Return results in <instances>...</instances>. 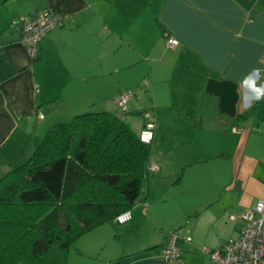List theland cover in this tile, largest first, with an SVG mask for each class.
I'll return each mask as SVG.
<instances>
[{
	"label": "crops",
	"instance_id": "obj_1",
	"mask_svg": "<svg viewBox=\"0 0 264 264\" xmlns=\"http://www.w3.org/2000/svg\"><path fill=\"white\" fill-rule=\"evenodd\" d=\"M41 10L62 23L33 60L11 22ZM170 38L178 44L168 47ZM254 66L264 68V0H0V166L25 161L54 124L130 91L136 72V103L155 102L158 83L177 111L168 147L174 169L163 165L154 124L153 172L169 184H195L183 212L213 232L218 248L264 198V101L243 109L234 82ZM160 243L147 248L153 264ZM180 251L186 264L189 249Z\"/></svg>",
	"mask_w": 264,
	"mask_h": 264
},
{
	"label": "trees",
	"instance_id": "obj_2",
	"mask_svg": "<svg viewBox=\"0 0 264 264\" xmlns=\"http://www.w3.org/2000/svg\"><path fill=\"white\" fill-rule=\"evenodd\" d=\"M151 144L107 110L51 126L25 161L0 176V264H67L80 235L138 203Z\"/></svg>",
	"mask_w": 264,
	"mask_h": 264
},
{
	"label": "rangeland",
	"instance_id": "obj_3",
	"mask_svg": "<svg viewBox=\"0 0 264 264\" xmlns=\"http://www.w3.org/2000/svg\"><path fill=\"white\" fill-rule=\"evenodd\" d=\"M129 77L131 80L133 79L128 85L130 91L126 90L113 99L101 102L99 105L96 104L92 110H107L114 113L136 133L146 122L144 115L147 114L149 116L147 121H153L163 134L161 149L167 152L162 155L163 165L173 171L174 168H171L174 165L168 157L170 151L168 147L171 144L170 132L173 131V127L178 126L177 120L174 118L177 117V111L176 109L173 111L168 102V93L158 83L154 84L153 92H151V95L156 96L155 102L139 104V101L136 103L135 98L138 96L136 87L139 84L137 86L135 84L142 77L136 75V72ZM128 92H130V100L126 110L122 111L117 106L116 99ZM147 99L146 96L144 100ZM139 111H141L140 114ZM37 141V144L41 142L40 137L36 139ZM179 147L174 146V148ZM152 152L154 157V149ZM7 167L8 165L0 166V176L9 170ZM148 178L143 182L140 199L143 200L149 185V198L144 202L147 203V208L144 203H138L133 207V221L124 224H116L113 221L105 222L80 235L69 251L67 264H108L111 260H118L119 264H153V254L147 248L160 243L163 234L172 230L181 232L182 239L186 237L192 239L191 242L182 239L179 242V247H182L183 250L189 249L186 253V264H213L202 251V247L209 249L215 247L213 232L207 226L204 227L202 221L199 225H195V219L183 212L186 205L195 198V194H193L195 193L193 190L195 184L193 187L192 181L187 177L179 185L169 184L166 175L159 176L153 171H149ZM175 178L177 179V177ZM232 232L233 234L228 237L237 238L238 232L233 230Z\"/></svg>",
	"mask_w": 264,
	"mask_h": 264
},
{
	"label": "built area",
	"instance_id": "obj_4",
	"mask_svg": "<svg viewBox=\"0 0 264 264\" xmlns=\"http://www.w3.org/2000/svg\"><path fill=\"white\" fill-rule=\"evenodd\" d=\"M59 16L48 10H41L32 15H20L11 22V27L19 34L20 42L25 46L32 59L38 57L39 45L42 38L55 26L61 25ZM178 41L174 38L167 40L168 47H174ZM130 100V92L116 99L117 106L123 111ZM42 119L43 116L39 115ZM146 122L139 130V139L143 143H150L154 139V124L147 121L149 116L144 115ZM236 129H233L235 131ZM150 171L158 170L155 162H150ZM131 212L125 211L118 215L114 222L124 224L131 220ZM242 224L238 228L235 239L224 241L218 248L209 249L202 247V251L208 255L213 264H264V198L258 200L256 205L241 216ZM181 232L170 236L166 247L159 252V264H182L180 247ZM191 242V237L183 238Z\"/></svg>",
	"mask_w": 264,
	"mask_h": 264
},
{
	"label": "clouds",
	"instance_id": "obj_5",
	"mask_svg": "<svg viewBox=\"0 0 264 264\" xmlns=\"http://www.w3.org/2000/svg\"><path fill=\"white\" fill-rule=\"evenodd\" d=\"M234 82L238 84V103L243 109L264 101V68L254 66L242 79Z\"/></svg>",
	"mask_w": 264,
	"mask_h": 264
}]
</instances>
